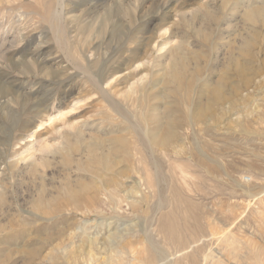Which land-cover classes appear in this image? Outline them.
Returning a JSON list of instances; mask_svg holds the SVG:
<instances>
[{
    "label": "rangeland",
    "instance_id": "374dc122",
    "mask_svg": "<svg viewBox=\"0 0 264 264\" xmlns=\"http://www.w3.org/2000/svg\"><path fill=\"white\" fill-rule=\"evenodd\" d=\"M168 254L264 264V0H0V264Z\"/></svg>",
    "mask_w": 264,
    "mask_h": 264
},
{
    "label": "bare ground",
    "instance_id": "6f19581e",
    "mask_svg": "<svg viewBox=\"0 0 264 264\" xmlns=\"http://www.w3.org/2000/svg\"><path fill=\"white\" fill-rule=\"evenodd\" d=\"M248 11V10H247ZM248 15H252V13H251V11L248 13ZM178 61H180V60H178ZM147 128V127H146ZM158 128V127H157ZM159 129V128H158ZM158 129H157V131H158ZM145 132V131H144ZM156 132V131H155ZM153 133V134H156V133ZM151 134H152V132H151ZM170 135V134H169ZM155 137V136H154ZM151 139H152V137H151ZM154 139V138H153ZM155 140V139H154ZM151 141H153V140H151ZM151 141H150V143H151ZM149 142V141H148ZM155 142V141H154ZM164 153V152H163ZM192 247V246H191ZM157 251V250H156ZM160 252V251H159ZM158 254V253H157ZM162 255H163V253H162ZM215 255V254H214ZM179 256V255H178ZM205 257V256H204ZM172 257H170V254H168V255H164V256H160V258L158 259V261H156V262H153V263H151V264H176V262L177 261H171L170 259H171ZM176 258V257H175ZM175 258H173V259H175ZM208 259V258H207ZM207 262V261H206ZM205 262V263H206ZM148 264V263H147ZM150 264V263H149ZM207 264V263H206Z\"/></svg>",
    "mask_w": 264,
    "mask_h": 264
}]
</instances>
